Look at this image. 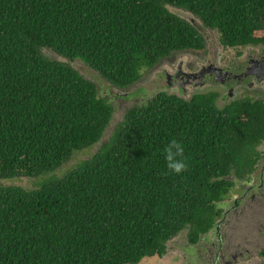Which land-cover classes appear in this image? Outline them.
Segmentation results:
<instances>
[{"label": "trees", "instance_id": "16d2710c", "mask_svg": "<svg viewBox=\"0 0 264 264\" xmlns=\"http://www.w3.org/2000/svg\"><path fill=\"white\" fill-rule=\"evenodd\" d=\"M205 29L225 49L264 43V0H0V264H141L215 229L253 172L264 103L163 91L112 126V96L70 64L127 92L163 60L203 51ZM173 139L181 175L164 161ZM23 179L38 182L7 185Z\"/></svg>", "mask_w": 264, "mask_h": 264}, {"label": "flooded vegetation", "instance_id": "af4514ba", "mask_svg": "<svg viewBox=\"0 0 264 264\" xmlns=\"http://www.w3.org/2000/svg\"><path fill=\"white\" fill-rule=\"evenodd\" d=\"M204 38L205 49L197 52L198 58L192 59L191 56L184 55L180 60L178 58L176 60L175 57L172 63H166L167 59L162 61L159 65L160 75H164L167 80V90L163 91L182 98H184L182 94L189 92L218 93L220 108L248 98L252 103L256 100L264 103V43L244 46L240 49H225L214 31L205 29ZM188 53L192 52L180 54ZM172 66L174 72L170 70ZM261 146L258 147L259 154L255 158L250 178L240 180L230 193V197L221 202L220 207L224 213L215 229L204 235L197 244H191L187 240L191 245L187 249L189 248L188 250L193 251L194 254L186 256V259L196 255V264H246L257 257L258 263L264 264V215L255 226L256 231L252 230L251 235L254 238L263 236L261 243H257L254 254L250 250L252 244L239 243L233 236V225H229L237 215L246 214L244 203L248 205L251 201H259L257 206L264 205V143L262 148ZM242 206L244 207L241 208ZM230 215L233 218L229 220L228 229L229 227L231 229L229 232L228 229L222 231V226Z\"/></svg>", "mask_w": 264, "mask_h": 264}, {"label": "rangeland", "instance_id": "374dc122", "mask_svg": "<svg viewBox=\"0 0 264 264\" xmlns=\"http://www.w3.org/2000/svg\"><path fill=\"white\" fill-rule=\"evenodd\" d=\"M175 13L181 15L182 17L187 18L188 14L187 13H183L181 11H177L174 10ZM208 36V35H207ZM49 56L51 58L54 59H61L60 57H58L57 55L53 54V53H48ZM185 56H191L192 59L194 58H198V54L197 53H188V54H180L177 53L176 56H172L173 59H167V62L172 63V60H176L177 58L180 60L182 57L184 58ZM171 57V58H172ZM203 56H201L202 58ZM170 60V61H169ZM162 63V62H161ZM160 63V64H161ZM82 76H84L85 78L93 81L97 87L100 90V94L102 96H107V95H111L112 96V102L113 104L116 105L117 107V112L115 113V119L113 122L112 126H115L117 122L120 121L121 117L123 116L124 110L126 109L127 106L131 105L133 102H145L147 101L149 98L152 97L153 94H157L160 92H163V90H167V80L166 77L164 75H160L161 72V67L159 65H157L156 67H154L152 70H149L144 76L143 78L136 83V87L130 91L127 92H120L117 91L113 88L110 87V85L104 81L100 75L94 71L92 68H90V66H88L86 63H84L81 60H76L74 62L70 63ZM166 65V64H165ZM174 66H172V68L170 69L171 72H174ZM140 90L138 91L139 93L134 94L133 96H131L130 93L133 92V90ZM175 89V88H174ZM126 94V100H122V99H118L116 97V94ZM196 93V92H195ZM195 93H190L189 94H182L181 96H183L185 99H190L191 95H194ZM110 96V97H111ZM125 96V95H124ZM218 106L221 105V101L218 100ZM263 146V144H262ZM261 146V148H262ZM93 153V149L90 150H86L82 153H78L73 160L65 165L63 167V170L57 172V176H62L66 170L70 169L72 166H74L75 164H77L78 162H80L82 159H85L87 157H89V155H91ZM42 179L39 178V182ZM38 182L37 180H29V179H23V180H14L12 182L7 183V185H19L21 187H24L26 189H33L36 186V183ZM249 197H251V195H249ZM244 206H246V214L245 215H237L236 219L233 220V223L229 224V220L233 218L232 215H230L229 219L225 222V224L222 226V231H226L228 229V224L231 226L233 225V236L236 237V239L239 241V243L242 242H249L252 244V247L250 248L251 252L254 254L256 252V245L257 243H261V240L263 238V236H260L259 238H257L255 236V238L251 235L252 234V230L255 229V226L259 223L260 220H262V216L264 215V205L263 207L257 206L259 205V201H251L248 205H246L245 203L243 204ZM244 206H242L241 208H243ZM231 229V227H229V230ZM213 230H211L210 232H212ZM256 231V229H255ZM209 232V233H210ZM225 233V232H222ZM187 237L186 236H177L176 238H174L173 240H171L170 243L167 244V254L163 257V258H157L156 260H148L145 261L144 263L141 264H196V255H193L194 257L192 258H188L186 259L185 257L190 255V254H194V252L189 251L188 249L190 248V244L187 241ZM187 247H189L187 249ZM258 258L256 257L255 259H252L251 261H249L246 264H260L258 263ZM204 262V261H203ZM201 264V263H200Z\"/></svg>", "mask_w": 264, "mask_h": 264}, {"label": "clouds", "instance_id": "9594fccd", "mask_svg": "<svg viewBox=\"0 0 264 264\" xmlns=\"http://www.w3.org/2000/svg\"><path fill=\"white\" fill-rule=\"evenodd\" d=\"M194 95H192L191 98ZM163 156L166 167L170 173L181 175L187 170L188 161H187V157L185 156V146L183 145L182 142L176 139L171 140L166 145V147H164Z\"/></svg>", "mask_w": 264, "mask_h": 264}]
</instances>
